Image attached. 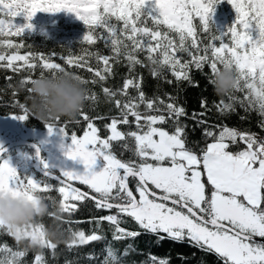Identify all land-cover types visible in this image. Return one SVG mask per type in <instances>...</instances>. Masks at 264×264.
<instances>
[{
    "label": "snow or ice",
    "instance_id": "6c2138e0",
    "mask_svg": "<svg viewBox=\"0 0 264 264\" xmlns=\"http://www.w3.org/2000/svg\"><path fill=\"white\" fill-rule=\"evenodd\" d=\"M221 2L0 0V68L14 74L28 73L16 82L13 76L6 78V87L13 94L7 106L18 108L21 113L11 115L13 119L23 122L32 115L27 103L18 99L15 84L24 85L28 95L36 77L69 73L64 65L92 72L91 80L70 73L84 86L99 82L104 95L118 110V115L104 125L110 133L106 138L101 137L100 129L83 108L78 114L86 124L82 135L69 133L70 120L61 123L57 118L44 122L49 136L60 137L59 146L64 155L82 164V170L52 171L40 157V148L34 145L43 175L40 179L21 175L5 158L6 149L0 144V192L24 195L30 200L37 193L48 194L41 197L52 207L59 203L62 211L69 214L78 210L74 202L87 200L93 201L98 210H115V214L91 221L97 226L103 222L113 226L115 241L141 235L139 231L120 226L124 222L122 218L128 217L144 232L161 240L165 238L161 233L177 242L187 240L200 250L214 254L222 264H264V242L256 240L257 237L264 239V138L227 125L207 126L206 121L198 119L205 114L202 111L193 113L192 119L205 125L206 142L202 147H190L187 125L181 122L188 115L186 109L171 94L166 93L167 103L158 96L148 97L141 87L142 77L136 72L138 66L147 67L159 79L168 70L176 82L198 87L190 74L193 68L203 72L207 66L210 75L206 74V78L212 86L215 75L222 68H230L236 79V86L229 93L230 102H213V106L222 115L233 112L237 103L246 113L256 111L261 117L257 127L264 131V0H228L236 15L223 31L211 23L216 5ZM61 10L75 14L86 26L81 44L92 46L102 40L111 55L84 48V54L69 51L67 56H61L62 64L43 53L20 54L21 49L30 47L22 42L23 34L33 29L31 20L35 14ZM21 14L26 22L19 25L15 18ZM202 33L206 34L207 43L200 38ZM11 37H20L21 41ZM89 59H95V70ZM114 63H123L128 69L122 86L115 90L103 87V82L114 75ZM130 89L136 95H131ZM86 92V101L98 103L93 90L86 88ZM235 92L244 93L243 98L233 95ZM200 104L206 109V98L201 97ZM118 125L128 126L129 130L122 131ZM213 127L217 130L213 131ZM117 148L121 154L130 153L129 158H120ZM98 161L103 162L99 170ZM130 178L134 187H130ZM52 180L58 184L53 185ZM73 182L86 186L89 191H82ZM53 191L60 196L59 201L50 195ZM81 222L62 221L69 225L66 231L74 236L69 248L104 239L95 230L86 235L83 230L72 229L73 223ZM43 228L42 223L30 225V234L42 237ZM5 234L11 236L0 225V237ZM56 247L52 241L43 239V248L53 250V255ZM128 251L126 248L121 254L111 245L106 246L103 264H122ZM26 254L5 243L0 246V264H21ZM88 258L92 259L93 254H88ZM150 259L152 264H169L164 258L151 256ZM34 264H45L44 257L35 255Z\"/></svg>",
    "mask_w": 264,
    "mask_h": 264
},
{
    "label": "trees",
    "instance_id": "16d2710c",
    "mask_svg": "<svg viewBox=\"0 0 264 264\" xmlns=\"http://www.w3.org/2000/svg\"><path fill=\"white\" fill-rule=\"evenodd\" d=\"M233 8L228 3V0H222L221 3L216 5L215 12L212 16L211 23L214 28L223 31L226 26L230 25L233 20L231 18V11ZM224 14L225 25L221 28V22L218 16L215 14ZM49 32L43 31H29L24 32L23 41L26 46L25 49H21L20 54L25 55L27 52L31 51L36 54L43 53L45 55H51L53 60L62 63L60 60L61 56H67L69 51L81 55L83 49L87 48L89 51H98L103 55H111L108 48L104 46L102 40H97L95 45L89 46L86 44H81L82 37L87 31L86 26L82 21H75L69 23L68 21L59 20L54 23V26H49ZM201 39L207 43L206 34H201ZM11 39L16 41H21L20 37H11ZM218 43V42H217ZM9 52L12 50H8ZM143 59V55L141 56ZM22 63V62H19ZM88 63L92 66L93 70L96 69L95 59H89ZM68 71L78 74L84 79L91 80L93 77L92 72H88L86 68H76L68 67L64 65ZM39 69L37 70V74ZM136 72L142 77L141 87L148 97L158 96L164 99L165 102L168 101L167 94H171L173 97L177 98L179 105L186 109L187 116L181 118V122L186 127L187 140L190 147L198 145L199 147L204 146L205 138L203 136V129L205 125L198 124L192 119L193 113H205L202 117L198 119H203L206 121L207 126H223L235 127L240 131H249L257 133L258 136L264 138V131L257 127V122L261 117L256 111L246 113L239 104H235V110L230 114L222 115L218 112L217 108L213 106V102L219 103L223 101L224 103H229V94L225 96H218L214 87L208 83L206 74L210 75V70L207 66L204 67L203 72L197 71L194 68L191 70V76L193 81L198 83V87H193L188 84V82H176L175 78L171 75L168 70H165L161 78H154L147 67H137ZM113 76H110L105 82H103V87H108L112 89H118L122 86L124 77L128 74V69L123 63L113 64ZM28 75L27 72L21 71L17 74L12 73L10 70L0 68V115L8 114H21L18 108H13L9 103L13 100L12 89L6 87L8 76L14 77V82L19 81L23 76ZM166 80H171L172 83H167ZM88 89L93 90L98 96V103L92 104L89 101H85L83 106V111L89 115L97 127L100 129L101 137H107L109 132L104 128L105 124L110 122V118L118 115V110L114 102L110 101L103 93L101 84L98 82L96 85L89 83L85 86ZM131 95H136L135 91L129 90ZM18 99L21 102H26L27 94L24 91L17 92ZM238 98H243L244 93L235 92L233 93ZM201 97L206 98L207 107L206 109L201 108L200 100ZM118 99H123V97H117ZM27 103V102H26ZM143 111V107L141 108ZM245 116V119H241ZM98 117H103V119H97ZM131 119V118H130ZM80 120V123H76ZM66 121V119H61V123ZM23 124L30 126L31 128H42L45 127L44 122L37 119L33 114ZM86 124L78 116L75 120H71L68 125V131L76 132L79 134L81 130H84ZM122 131L129 130L128 126L118 125ZM133 129L135 125L131 126ZM168 127V125H165ZM213 131L217 129L213 127ZM207 142H211L210 140ZM115 143V142H114ZM129 144L132 143L131 140L128 141ZM116 153L122 159H128L130 153L121 154L120 150L117 148ZM55 185L54 182H51ZM131 185V182H130ZM82 188L89 191L84 186ZM130 187H133L132 185ZM40 195H48L41 193ZM51 196L55 197L59 201L60 196L56 191L50 193ZM78 205V210L74 213H64L62 221H82L81 223H73L71 225L72 229L75 231L83 230L86 235L92 234L95 230L97 234L102 235L104 239L100 241L89 242L86 245H75L69 248V242H64L66 239V234L68 233L66 229L69 227L67 223L55 222L51 217L44 216L36 218L35 224L42 223L45 228H52L54 224H59L60 231L65 233L64 237H61L56 241V249L53 250L48 248L43 249H33L26 253L24 258H21V264H33L35 255H42L44 257L45 264H103L105 258L104 249L106 246L111 245L112 248L116 249L118 253H123L124 249L128 248V254L123 257L122 264H152L150 259L151 256H155L158 259L164 258L169 261V264H222L214 254L207 253L200 250L198 247L191 245L187 240L184 242H177L166 237V234L161 233V236H165L164 239H158L157 236L144 232L139 226L128 217H123V223L121 227L130 231H139L141 235L138 238H126L121 241H115L113 239V226L108 222H103L97 226L94 222H91L93 218H99L101 216L115 214V210L111 212L107 210H98L94 207V202L87 200L84 202H74ZM260 242V241H257ZM7 244L12 247L13 250H22L21 246L17 248L16 242L13 237L5 234L0 237V246ZM131 246V247H129ZM88 254H93V258L89 259Z\"/></svg>",
    "mask_w": 264,
    "mask_h": 264
},
{
    "label": "clouds",
    "instance_id": "9594fccd",
    "mask_svg": "<svg viewBox=\"0 0 264 264\" xmlns=\"http://www.w3.org/2000/svg\"><path fill=\"white\" fill-rule=\"evenodd\" d=\"M23 7V6H22ZM236 86V79L230 68H222L214 77V91L218 96H225ZM15 91H24V85L16 83ZM86 88L72 73L56 76L36 77L26 96L29 111L42 122H51L57 118L75 120L86 101ZM62 206L55 207L44 200L39 193L33 199L24 195L13 196L11 193L0 192V225L5 226L11 237L27 252L43 248V239L54 244L65 233L60 231L59 224L52 228H43L40 234L31 235L29 226L35 224L36 218L49 216L55 222L63 219ZM74 239L71 233L66 234L64 242Z\"/></svg>",
    "mask_w": 264,
    "mask_h": 264
},
{
    "label": "flooded vegetation",
    "instance_id": "af4514ba",
    "mask_svg": "<svg viewBox=\"0 0 264 264\" xmlns=\"http://www.w3.org/2000/svg\"><path fill=\"white\" fill-rule=\"evenodd\" d=\"M13 121V126L15 125L13 131L4 130L5 132H1L0 144L6 149V153L4 154L5 158H8L12 163H17L18 172L21 175L26 173L35 179H40L43 175L41 170L42 166L35 155L36 148L33 147L34 145L40 148V157L48 163L52 171L58 172L61 168H64L62 165L56 164L55 162H53V166L51 165V158L49 156L51 153L44 149L46 145L35 136L39 130H42L41 128H31L23 124L22 121L16 119ZM21 167L24 170L20 169ZM51 182L58 183L56 180H52ZM73 184H75V182H73ZM75 185L77 186V184ZM131 185L134 187L133 182H131ZM78 186L80 188L81 185Z\"/></svg>",
    "mask_w": 264,
    "mask_h": 264
},
{
    "label": "rangeland",
    "instance_id": "374dc122",
    "mask_svg": "<svg viewBox=\"0 0 264 264\" xmlns=\"http://www.w3.org/2000/svg\"><path fill=\"white\" fill-rule=\"evenodd\" d=\"M232 10L233 11H231L230 13H231L232 20H234L236 14H235L234 9H232ZM218 15H219V13L215 14V16H218ZM224 17L225 16L222 13L221 15H219L218 19L223 20ZM56 19H69L70 20V21H68L69 23L75 22V21H81L75 16V14L67 12L66 10H61L60 12H57V13L37 12L31 20V24L33 25V29L32 30H25V32H29V31L49 32L50 30L48 29V27L54 26V23H52L51 21H54ZM15 22L19 25L24 24L26 21L24 19L23 14L16 17ZM224 25H225V21L223 20L221 22V28L222 27L224 28ZM11 115H14V114L0 115V134L2 131L5 132L4 130L13 131L15 125L13 126V122H14L13 120L14 119L12 118ZM41 129L42 130H39V132L35 136L38 137V139L41 140L44 145H46L44 149L51 153V154H49V156L51 158V165L53 166V162H55L56 164L62 165L64 168L82 170V168H83L82 164H79L75 161H72L64 155L62 149L59 146L60 145V137L58 135L49 136L46 126L42 127ZM82 133H83V130H81V132L77 135H82ZM102 138H106V137H102ZM10 163L13 167H15L17 169V171H19L17 163H12V162H10ZM102 166H103V162L98 161L97 170H99ZM20 169L24 170L22 167ZM22 175H27V174L23 173ZM57 184L58 183H55V185H57ZM75 184H77V186L79 185L78 182H75ZM81 186H83V185H81ZM81 186H80V188H82ZM84 187H86V186H84Z\"/></svg>",
    "mask_w": 264,
    "mask_h": 264
},
{
    "label": "water",
    "instance_id": "95a60500",
    "mask_svg": "<svg viewBox=\"0 0 264 264\" xmlns=\"http://www.w3.org/2000/svg\"><path fill=\"white\" fill-rule=\"evenodd\" d=\"M19 143H24V142H19ZM74 186H75V187H78V186H76L75 184H74ZM81 190H82V189H81ZM82 191H86V190L83 189ZM256 240H257V241H260V242H264V239L259 238V237H257Z\"/></svg>",
    "mask_w": 264,
    "mask_h": 264
}]
</instances>
